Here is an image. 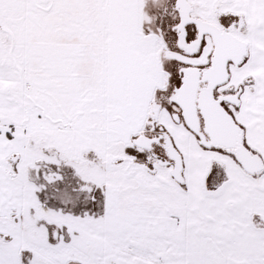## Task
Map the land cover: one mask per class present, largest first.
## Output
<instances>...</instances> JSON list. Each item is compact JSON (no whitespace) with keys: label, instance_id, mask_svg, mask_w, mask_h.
<instances>
[{"label":"snow or ice","instance_id":"snow-or-ice-1","mask_svg":"<svg viewBox=\"0 0 264 264\" xmlns=\"http://www.w3.org/2000/svg\"><path fill=\"white\" fill-rule=\"evenodd\" d=\"M0 264H264V0H0Z\"/></svg>","mask_w":264,"mask_h":264}]
</instances>
